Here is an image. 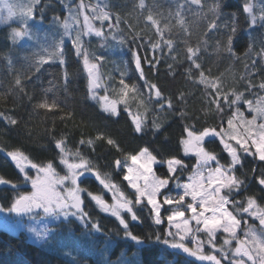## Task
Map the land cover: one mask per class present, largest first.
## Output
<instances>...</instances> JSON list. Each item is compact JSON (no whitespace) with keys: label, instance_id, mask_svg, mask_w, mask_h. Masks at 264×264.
<instances>
[{"label":"snow or ice","instance_id":"snow-or-ice-1","mask_svg":"<svg viewBox=\"0 0 264 264\" xmlns=\"http://www.w3.org/2000/svg\"><path fill=\"white\" fill-rule=\"evenodd\" d=\"M42 2L43 0H0V24L11 28V44L20 45L22 41L35 39L36 33L31 22L36 20L38 14L43 19L45 9ZM232 2L233 0H177L175 25L165 17L166 22L162 28L161 19L157 16L163 17V13L157 10L154 15V9H158V5L153 3L149 7L146 0H139L136 7L148 10L146 23L158 37L155 42L150 39L145 47L144 38L130 23L128 28L131 39L123 34L119 28L122 22L120 12L113 11L119 6L112 4L111 0H97L95 4L75 0L71 5L60 0L67 14L53 17V24L58 27L53 40L46 46L40 45L39 50L22 52L18 57L19 67L12 58L6 59L14 80L11 91L0 95L5 100L15 93L27 96L32 104V111L36 114H39V110L53 113L54 110L61 109L62 102L58 98H48L51 88L44 89L37 99L35 91L28 93L27 86L34 76L38 78L44 65L56 61L60 65H66L67 40L86 75L85 98L95 101L106 119L118 120L122 112L127 113L134 134L142 136L151 130L155 136L166 126H171L167 120L171 116L173 122H182L180 135L176 148L167 158L159 148L150 150L147 146L138 147L134 152H125L116 139L104 132H99L95 138L85 139L82 135L78 141H71L66 133H57L55 127L46 129L44 133L50 137V145L54 146L43 149L53 152L50 157L30 158L21 147L11 151L0 148V153H4L17 170L15 180L0 175V185L8 186L14 192L7 206L0 204V213L10 216L14 214L19 218L42 217L63 221L69 226V233L76 231L72 226L75 221L83 234L74 242L59 241L57 228L28 229L34 243L48 248L56 245L69 258V264H81L85 255L97 247L99 237L104 238L100 253L103 259L96 261V264H142L138 258L140 248L137 246L146 243L164 246L167 251L164 264H168V259L171 264H182L181 256L195 258L200 264H264V206L258 203L264 201V196L254 193L238 199L249 187L246 183L247 173L242 171L244 161L251 157L264 165V80L259 85L253 83V78L257 75L253 70L258 65V61L251 58L253 43L246 45L242 57L238 56L234 47L241 18L250 38L256 29L264 32V0H259L258 5L252 0H240L235 9L225 12V9L231 8ZM189 13L194 14L192 24L207 20L203 33L205 37L209 33L219 32L223 27L225 41L215 42L218 54L226 53L229 59H251L250 64H245L246 75H242L239 81L234 79L232 84H226L223 73L214 76L211 67L207 70L204 68L201 48L206 49L208 41L201 39L196 46L191 45L193 33L187 20ZM209 14L211 19L208 18ZM168 16L172 17L173 13L169 12ZM97 21L99 26L95 23ZM13 23L16 24L15 27H12ZM105 26L109 29L108 32H105ZM177 26L182 33L178 42L171 38L173 28ZM93 37L101 41V47H108L109 38L118 45L139 41L137 48L131 51V58L142 84L129 82L125 65L119 71L118 90L115 87L111 89L119 99H110L109 87L102 79L100 70L105 57L90 51L86 46ZM178 43L184 49L183 59L176 67L184 70L178 73L173 70V64H168L169 73L173 79L177 75L182 76L186 83L197 89L203 86L199 114H189L187 96L183 91L165 95L158 84L148 79L144 70V65L147 64L150 70L158 72L161 59L154 55L157 51L165 54L167 49L165 55L177 61ZM258 43L259 51L256 55L260 61H264V38ZM140 48L153 55L142 56ZM48 83L52 84L51 81ZM69 83L70 77L65 67L64 91L68 90ZM237 85L244 90L239 91ZM100 89L104 90L103 95L100 94ZM254 89L258 91L254 92ZM245 93L253 98H246ZM129 99L144 111L133 112ZM119 105H123V108ZM149 113L153 115L151 128ZM71 115L69 112L61 116V120L70 118ZM161 116L163 119H159ZM22 119L23 117L14 114L0 112V120L4 122L6 133L18 126ZM210 120L215 122L210 123ZM104 140L116 152L122 153V158H114L112 164L113 171L120 176L119 183L114 182L112 172H102L98 162L93 159L97 141ZM214 141L222 146L220 151H216L215 147H208ZM222 154H226L223 163ZM157 168L164 171L158 172ZM237 171H241L245 178L240 179L236 175ZM251 171L257 184L262 186L260 191L264 192V169L259 174L257 168H252ZM88 176L94 178L102 190L111 194V203L105 199V195L89 189L85 184ZM86 201L92 203L100 213L114 218L116 229L106 232L99 220L93 218ZM146 219L151 221L154 229L143 235L134 233L133 223H144ZM8 223V220L4 221L5 227ZM19 223L17 220L16 224ZM112 235L121 241L131 242L133 247L130 258V250L125 248L115 261L111 259ZM5 247L9 252L12 251L10 244ZM105 252L108 253L107 256H104Z\"/></svg>","mask_w":264,"mask_h":264},{"label":"trees","instance_id":"trees-1","mask_svg":"<svg viewBox=\"0 0 264 264\" xmlns=\"http://www.w3.org/2000/svg\"><path fill=\"white\" fill-rule=\"evenodd\" d=\"M47 0L42 2V7H44L43 19L41 20L40 15H37L35 21H32V28L36 33V37L33 41H22L20 45H13L10 42V27L7 25H0V94H6L11 91V86L14 80L13 74L9 71L8 65L6 63L7 58H12L17 67H19L18 57L22 52H30L33 49L39 50L40 45H47L51 43L58 27L53 24L54 16L63 17L66 13L64 5L60 3V0H49L50 4L46 3ZM258 3L259 0H253ZM94 4L97 0H85V3ZM107 2V0H104ZM177 0H146L149 7L153 6V3L158 5V9H154V15L158 10L163 13V17L157 16L161 19V27L163 28L165 17L170 20L172 25H175L174 12L176 8ZM240 0H233L231 8L225 9V12L235 9ZM112 4H116L119 7L113 9V11H119L121 15V24L119 28L122 30L123 34L131 39V34L129 32L128 24L130 23L136 32L144 38L145 47L148 45V41L151 39L155 42L158 37L155 35L154 29L146 23V16L148 13L147 9L141 10L136 5L139 0H111ZM259 4V3H258ZM194 7V6H193ZM169 12L173 13L172 17H169ZM258 13V8H257ZM209 19H211V14H209ZM226 18V17H225ZM194 14H187V20L190 23V30L192 31L191 45L196 46L197 42L201 39H207L208 46L205 49L201 48V58L204 68L207 70L209 67L212 69L213 75H220L223 73V79L226 84H232L233 80L239 81L242 75H246L245 64L251 63V59L245 61L244 59H229L226 53H217L215 48V42L220 40L225 41V30L221 27V30L216 33H209L206 37L203 35L207 20H201L197 24H192L194 20ZM126 21V22H125ZM99 24V22H96ZM223 20L221 21V24ZM16 24L13 23L12 27ZM109 29L105 26V32ZM168 36V33L165 34ZM171 38L174 41H179L182 38V33L179 27L173 28ZM264 38V32L260 29H256L251 33V38L248 35L247 26L243 23V18H241L240 31L237 33V37L234 40V47L238 56L243 55L246 45L249 42L253 43L252 59L258 61L257 68L254 69L257 75L253 78V83L259 85V83L264 80V61H260L259 56L256 53L259 51L260 39ZM88 41V38H85ZM140 42L130 43L127 45H118L115 41H111L109 38L108 47H101V41L98 38H91L90 42L86 43L90 51H95L97 55H103L105 60L101 66L102 79L105 84L109 87V97L118 100L119 96L111 91L113 87L117 90L119 88V71L127 67L129 82H137L142 84V81L138 80V73L135 70L134 63L131 58V51L137 48ZM179 57L177 61H173L170 56L165 55L167 49H165V54L157 51L154 53L158 58L161 59L158 65V72L155 69L150 70L148 65H144L145 73L148 79L152 83L158 84L161 87L165 95L178 94L183 91L187 96V111L189 114L197 113L202 107V92L203 86L201 85L199 89L195 88L193 85L186 83L184 78L177 75L173 79L172 75L169 73L168 64H173V70L176 72H183V68H177L178 64L183 59V49L184 46L178 43ZM141 55L147 54L149 57L153 55L152 52L145 53L144 48L139 49ZM65 60L66 65H60L58 61L44 65L38 74V78L34 76L32 82L28 84L27 90L29 94L33 91L36 93V98L39 99L43 94L44 89L51 88L48 92V98L53 97L58 98L62 102V108L54 110L53 113H46L45 110H39V114L33 113L32 104L29 102L27 96H21L19 93H15L8 97L7 100L4 99L3 95H0V112L5 114H14L17 117H23L18 126H14L11 131L5 132V125L2 120H0V148L5 149V151H11L16 147H21L26 154L32 157H50L53 155L51 150L43 151L44 148L51 149L54 147L50 145V137L46 136L45 130H51L55 127L57 133H66L71 141H78L82 135L83 138H95L99 132L106 133L113 139H116L125 152H134L138 147H149L150 150L153 148H159L161 154L167 158L169 154L176 148L178 137L181 131V121L173 122V118L169 116L167 118L171 126H166L161 132L153 136L152 131H147L144 135L134 134L132 131L131 119L127 113L122 112L121 116L117 120L116 118L106 119L104 114L100 112L99 105L90 99H86V75L82 70V64L78 61L77 57L74 55L71 43L65 41ZM186 66V65H185ZM67 68L70 77V83L68 84V90L64 91L63 88V72ZM79 70V71H78ZM109 77L111 79H109ZM51 81L50 85L48 82ZM239 91H243V87L237 85ZM254 92L258 89H254ZM102 93L104 90L101 89ZM194 93V94H193ZM246 98H253L248 93H245ZM129 104L133 112H143L142 107H138L137 103L129 99ZM122 109L123 105H119ZM71 112L70 118H66L63 121L61 116H65L67 113ZM153 115L149 113V128H151V120ZM159 119H163L161 116ZM210 123H214V120H210ZM167 137V141H165ZM71 147V144L69 145ZM208 147H215L216 151H220V146L218 141H214L209 144ZM116 157L122 158V153H118L115 149H112L106 144V140L97 141L96 151L93 154V159L98 162L100 170L102 172H112L114 182H120V176L113 171V160ZM226 154H222V163L225 162ZM107 165V167H106ZM252 168H257V174L261 169H264L258 161L252 160L248 157L244 161L243 172L247 173V184L249 185L248 190L238 199H244L248 195L256 194L257 196H264V192L260 191V187L253 177L251 171ZM158 172L164 171V169L157 168ZM236 175L240 179H244V175L241 171H237ZM126 183V182H125ZM85 184L94 193L105 195L107 200H110L108 193L102 190V187L92 178L88 176ZM123 189V185H121ZM126 192L127 189H124ZM14 195V192L8 186L0 185V204L7 206V202ZM86 203H88L86 201ZM261 206H264V201H258ZM88 209L92 212L93 218L99 220L101 226L110 232L116 229V222L114 218L108 216L107 214L100 213L92 203H88ZM145 215L147 210H145ZM8 220V225H16L13 220L14 218H6ZM27 223L32 221L26 220ZM12 224H11V223ZM0 264H69V258L65 257L63 252L56 246L53 245L52 248L41 247L39 243H34L32 239H29L25 231L19 230L18 232H13L9 228H5L4 221L0 223ZM72 226L76 228L74 233L68 232V225L63 221H53L51 225H46L48 228H57V237L59 241L74 242L82 237L83 230L80 229L75 221L72 222ZM45 228V227H44ZM43 228V229H44ZM154 229L151 225L150 220H145L144 223L134 222L132 225V230L134 233L143 235L149 233ZM42 230V229H40ZM33 238V236H32ZM34 239V238H33ZM103 237L98 238V244L95 249L92 250L90 254L85 255L82 259L81 264L86 261L87 264H96V261L102 260L100 253L103 249ZM112 241V255L111 259L115 261L118 255L123 249H129V258L131 257L132 244L130 241H121L117 236H111ZM6 244L12 246V251L9 252L5 247ZM140 248L138 258L142 261V264H164L167 258V251L162 244L146 243L143 246H137ZM108 253L105 252L104 256ZM180 260L182 264H199L193 259L181 256ZM168 264H171V260L168 259Z\"/></svg>","mask_w":264,"mask_h":264},{"label":"rangeland","instance_id":"rangeland-1","mask_svg":"<svg viewBox=\"0 0 264 264\" xmlns=\"http://www.w3.org/2000/svg\"><path fill=\"white\" fill-rule=\"evenodd\" d=\"M43 2H44V0H43ZM74 2H75V0H65V4H68V5H71ZM252 2L254 4H257V5L259 3V2L255 3L253 0H252ZM46 3L50 4L51 1L47 0ZM92 3L94 4V2H92ZM66 14L67 13H65V15ZM0 25H3V24H0ZM97 26H99V24H97ZM10 31H11V28H10ZM100 94L103 95L104 93L100 92ZM110 99H112V98H110ZM246 115H247V113H246ZM16 174H17V170L15 169L14 165L6 158L4 153H0V175L5 176V178H9V179L15 180ZM1 186H4V185H1ZM108 195H109V198H110V200H108V201L111 203V194L108 193ZM6 218H14L15 219V220H13L14 223H16L17 220H19L20 223H19V225H17V224L16 225H7V227H5V228H9L13 232H18L19 230L25 231V233L27 234L28 238L32 239V240H33L32 234L30 232H28L29 228H36L37 230H40V229H43L44 227H46V225H51L52 222H53V220H51L50 218L49 219H45V218H42V217H38L36 219H31V218H28V217L19 218V217H15L14 214H12L10 216L7 213H0V223H3V221L6 220ZM26 220H30L32 222L28 224ZM250 223H251V221H250ZM0 226H3V225H0Z\"/></svg>","mask_w":264,"mask_h":264},{"label":"water","instance_id":"water-1","mask_svg":"<svg viewBox=\"0 0 264 264\" xmlns=\"http://www.w3.org/2000/svg\"><path fill=\"white\" fill-rule=\"evenodd\" d=\"M99 91H101V89ZM187 258H189L190 260L193 259V260H195L196 262H198L200 264V262L197 261L195 258H192V257H187Z\"/></svg>","mask_w":264,"mask_h":264}]
</instances>
